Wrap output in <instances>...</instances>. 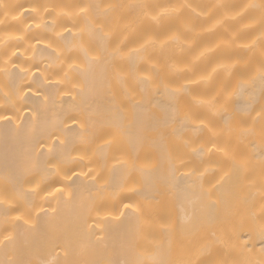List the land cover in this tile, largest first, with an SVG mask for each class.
<instances>
[{"label": "bare ground", "instance_id": "bare-ground-1", "mask_svg": "<svg viewBox=\"0 0 264 264\" xmlns=\"http://www.w3.org/2000/svg\"><path fill=\"white\" fill-rule=\"evenodd\" d=\"M0 264H264V0H0Z\"/></svg>", "mask_w": 264, "mask_h": 264}]
</instances>
